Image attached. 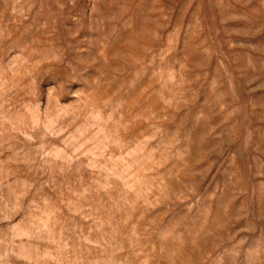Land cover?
Here are the masks:
<instances>
[{
    "label": "rangeland",
    "instance_id": "rangeland-1",
    "mask_svg": "<svg viewBox=\"0 0 264 264\" xmlns=\"http://www.w3.org/2000/svg\"><path fill=\"white\" fill-rule=\"evenodd\" d=\"M0 264H264V0H0Z\"/></svg>",
    "mask_w": 264,
    "mask_h": 264
}]
</instances>
